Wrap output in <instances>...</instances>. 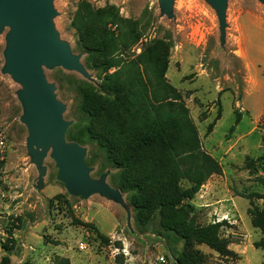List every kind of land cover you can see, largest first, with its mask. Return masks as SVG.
Segmentation results:
<instances>
[{
    "label": "rangeland",
    "instance_id": "rangeland-1",
    "mask_svg": "<svg viewBox=\"0 0 264 264\" xmlns=\"http://www.w3.org/2000/svg\"><path fill=\"white\" fill-rule=\"evenodd\" d=\"M79 1L51 0L49 23L57 43L78 57L86 76L62 66L41 67L63 107L67 130L76 132L87 121L75 84L97 86L102 74L87 65L71 26ZM85 1L95 9L112 5L120 17L137 22L141 39L131 50L136 55L146 43L167 45L165 78L184 101L202 149L221 166L219 175L183 203L177 222L192 216L203 226L226 221L221 235L236 257H221L204 245L193 250L204 264H264V251L252 244L261 234L250 214L262 201L242 196L264 193V1L225 0V29L210 0H173L168 14L161 0ZM8 33L9 27L0 31V261L8 256L12 264H155L162 257L173 264L184 243L163 230L158 213L147 225L137 222L130 196L112 182L118 170L106 163L95 142L80 145L88 177L98 181L104 176V184L126 206L101 191L67 193L51 146L35 148L43 154L40 162L33 157L27 126L20 121L22 86L4 71ZM246 159L253 161L250 169Z\"/></svg>",
    "mask_w": 264,
    "mask_h": 264
},
{
    "label": "trees",
    "instance_id": "trees-1",
    "mask_svg": "<svg viewBox=\"0 0 264 264\" xmlns=\"http://www.w3.org/2000/svg\"><path fill=\"white\" fill-rule=\"evenodd\" d=\"M71 26L87 65L102 74L97 86L84 81L75 84L80 113L87 123L79 132L68 129L69 141L95 142L106 163L118 170L112 182L130 196L138 211L137 222L147 225L158 213L163 230L184 243V251L173 264H204L194 245H204L221 257H236L221 235L226 221L203 226L192 216L177 222L183 203L212 175H219L221 166L202 149L184 101L165 78L167 45L157 40L143 45L137 55L131 52L141 39L137 22L120 17L112 5L95 9L79 1ZM252 163L246 159L247 168ZM242 196L262 201V207L250 214L252 226L261 234L252 244L264 251V193ZM0 264L12 263L4 256Z\"/></svg>",
    "mask_w": 264,
    "mask_h": 264
},
{
    "label": "water",
    "instance_id": "water-1",
    "mask_svg": "<svg viewBox=\"0 0 264 264\" xmlns=\"http://www.w3.org/2000/svg\"><path fill=\"white\" fill-rule=\"evenodd\" d=\"M50 1L0 0V31L9 27L4 71L18 79L23 89L20 100L24 113L20 121L28 129V150L40 162L43 154L35 148L51 146L60 181L70 195L87 196L96 190L125 205L117 192L104 184V176L98 181L88 177L84 149L65 139L69 122L64 121L63 107L56 100L53 87L46 83L41 67L43 64L62 66L83 76L86 72L78 57L73 56L65 45L57 43L49 23L53 14ZM172 1L161 0L164 14L169 13ZM210 1L218 13L221 29H225V0Z\"/></svg>",
    "mask_w": 264,
    "mask_h": 264
},
{
    "label": "built area",
    "instance_id": "built-area-1",
    "mask_svg": "<svg viewBox=\"0 0 264 264\" xmlns=\"http://www.w3.org/2000/svg\"><path fill=\"white\" fill-rule=\"evenodd\" d=\"M3 146H4L3 141L0 140V150L2 148H4ZM80 249L82 250L83 249V246H80ZM155 264H166V263H165L164 258L161 257V258L158 259L157 263H155Z\"/></svg>",
    "mask_w": 264,
    "mask_h": 264
}]
</instances>
